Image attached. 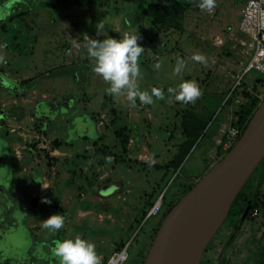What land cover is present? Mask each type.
<instances>
[{
    "label": "rangeland",
    "instance_id": "374dc122",
    "mask_svg": "<svg viewBox=\"0 0 264 264\" xmlns=\"http://www.w3.org/2000/svg\"><path fill=\"white\" fill-rule=\"evenodd\" d=\"M100 1L85 0L87 6L80 4L78 9L74 4L58 8L55 3H52L54 0L40 9L35 1L29 2V5L24 2L21 4L26 8L27 19L25 17V21L18 25L6 24L5 31H0V35H4L7 43L15 37L20 49L24 50L25 45L33 47L32 54L29 56L16 52L20 56L16 62L23 64L34 62L37 70H42L41 74H36L34 80H31L30 87L36 89L38 93H42L43 89L38 90L39 86L36 85L41 86L45 83L51 87L43 92L48 94L47 99H38L27 109V114L33 116L35 120H39V116L45 118L47 128L43 132L47 139L56 137L67 145L72 144L75 150L79 149L78 151L82 152L98 137L91 115L101 108L102 112L107 111L108 116L116 121L111 130L122 126L123 121L129 118L132 120L128 127L131 135L139 136L135 128L144 127V142H147V137L151 142L150 149H155L159 158L158 164L165 163L169 156L159 155V151L162 148H169L170 144L177 145L182 141L178 131L173 133L168 141L163 140L167 137L163 128H171L173 125L178 128V114L185 107V104L179 102H168L167 89L181 82V78L172 75L177 57L187 62L183 80L197 81L202 95L224 93V100L215 109L214 119L212 118L190 152L176 169L171 168L172 170L169 171L161 169L147 173L149 170L145 165L135 163L132 159H124L125 161L119 162L111 169L108 177L96 180L95 168L103 165L104 168L109 169L111 161H104L92 154L91 149L87 154L79 153L76 160L75 156L69 158L59 156L56 159L48 157L41 150L33 152V157H36V167H42L41 172L47 169L45 173L48 179L53 176L62 183L54 208L44 203L40 205L41 207L39 206L40 209L36 210L24 208L18 204L17 206L14 204L13 208L10 207L7 199L12 198L13 189L18 191L24 186V183H18L19 180L24 181L25 176L32 174L31 180H33L28 185L31 186L33 183V188L36 189L39 176L34 178L30 170L22 173L20 177L17 175L21 166L30 164V161L26 159L27 161L20 164L15 161L12 151L6 146L15 138V134L9 133L6 127H0V231L3 232L7 224L11 222L17 226V232L10 231L4 236L5 241L0 244L1 256L9 264H58L57 259L50 252L53 242L75 236H80L95 245L97 254L102 258V264H105L112 252L120 250L117 244H122V249L125 248L126 251L127 259L123 264H141L166 210L179 200L188 186L195 183L194 178L199 179L204 174L202 169L206 166L204 165L206 159L208 161L213 158L210 163L214 166L226 154H222L220 149L216 148L213 156L207 158L206 148L211 146L210 136L215 126L219 122L226 123L228 126L235 122L236 117L233 112L236 105L242 103L245 98L244 92L255 96L259 101L264 95L262 75L254 70L241 75L248 55L244 53V47L237 43L238 39H246L237 31V18L246 0H215V8L211 12L202 11L199 8L200 0H183L187 9L182 21L169 20L166 25L151 28L148 24H144L139 12L153 0H131L128 3L121 0H108L103 6L99 5ZM101 12L105 15L99 16ZM2 15L0 10V22L3 21ZM37 16L38 24L35 22ZM24 23L30 26V30L24 27ZM101 24L103 31L101 36H97L96 27ZM136 31L141 37L138 43L145 48L140 57L143 74V79L139 81L140 88L148 91L151 90L152 85L162 88L165 99L159 100V104L155 101L151 105L139 104L138 101L137 106L133 108L123 97H114L106 93L105 89L109 85L93 73V62L82 49L78 51L67 40L72 38L82 40L84 35L101 40L109 36L119 39L125 33ZM23 38L32 39L33 42L23 43ZM14 44H16L15 41ZM71 47L75 50V60L73 54L66 57V53L71 52ZM45 48L50 52L47 57L42 53ZM13 53L12 50L8 51L9 56ZM196 53L207 58V66L190 59ZM4 54L7 55V52L4 51ZM63 54L64 56L60 58ZM155 55L157 57L154 59ZM41 56L43 58H40ZM39 62H41L40 66ZM67 62L73 63L67 65ZM156 63H161L160 69L154 67ZM1 68L5 70V67ZM1 78H3L2 75H0ZM45 79L48 83L43 82ZM147 81L149 84L145 85ZM150 81H154L155 84H150ZM59 86H64L65 89L58 91ZM8 93H10L8 89L0 88V96ZM88 99L94 104L85 106L83 103ZM100 102L104 104L100 106ZM174 112L176 115H173ZM17 113L18 111L14 109L3 112L4 116ZM107 127H110V124ZM170 128L167 130H171ZM31 129L35 131V126L32 125ZM106 137L108 139H105V145L111 150L110 144H115L116 141L111 132L106 133ZM161 142L165 144L158 149ZM69 147L72 148V146ZM169 150L173 153V150ZM21 153L28 156L26 152ZM51 165H53L52 170ZM11 166L14 168L12 172ZM104 168L98 176L105 173ZM255 178L257 180L263 178L262 189L258 185L256 187L260 190L257 201L264 206V172L257 169L250 178L249 185H254ZM109 181L117 185L128 181L132 191L130 194L123 193L122 198L119 197V199H116V194L112 195L111 192L108 194H111L110 196L102 197V202H96V198L99 197L97 183ZM42 197L50 199L48 195ZM42 197L39 199L40 203ZM158 197L161 200L158 215L142 219L141 209L143 206L145 209L144 201L151 199L153 202ZM104 206L107 208L105 209ZM83 208H88L93 214L85 216L79 214L80 218L77 217L78 221H75L76 212ZM50 214H61L65 217L64 227L56 233H49L40 226V221ZM98 215H103L101 220ZM107 215L110 217L107 218ZM30 216H33L34 220ZM40 216L43 217L42 220H39ZM132 217L136 218L135 222H130ZM250 217L253 219L240 225L238 232L234 234L233 242L222 256L221 252L218 253L219 243L216 241L218 238L211 242L204 264H219L221 259H225V264H249L250 252L254 251L256 256L260 255L264 246V207L257 209L256 215L252 213Z\"/></svg>",
    "mask_w": 264,
    "mask_h": 264
},
{
    "label": "crops",
    "instance_id": "0c3cea01",
    "mask_svg": "<svg viewBox=\"0 0 264 264\" xmlns=\"http://www.w3.org/2000/svg\"><path fill=\"white\" fill-rule=\"evenodd\" d=\"M31 1H35L39 5V9L42 8V6L43 7L48 6L47 3L50 2V4H51V2H52V0L51 1L50 0H43V1L41 0L40 2H38L37 0H26V1L25 0H5V3L2 4V6L0 8V10H2V13H3V15H2L3 21L0 22V31L1 32L5 31L6 24H8V25H11V24L16 25L17 24L18 25L21 22L23 23V21H25V17H26V8L23 7V5L21 3L26 2V3H28L27 5H29V2H31ZM52 3H55V5H57L56 7H58V8L63 6L62 0H54V2H52ZM26 19H27V17H26ZM238 19H239V16H238L237 20ZM38 20H39V18L37 16L35 19L36 24H38V22H39ZM51 21L53 22V20H51ZM24 27L25 28L27 27L28 30H30V26H28L27 23H24ZM19 29H20V26H19ZM20 32H22V30ZM4 38H5L4 35L3 36L0 35V56H3V61L0 62V75H2V77H3L0 79V88L8 89V91H10V93H8L4 96H0V127H6L9 131V133L15 134V138L12 141L10 140L8 142V144L5 143L6 146L8 147V150L12 151V155L15 158V161L19 164L23 163L24 161H27V160L30 161V164L27 163L26 165L21 166V169L18 170L17 175H19V177H20V176H22L21 175L22 173H25V172H27V170H30L31 172H33L34 178H37L39 176L38 181L36 183V189L33 188V183L31 184V186L28 185V183H31V181L33 180V179L31 180L32 174L28 175L27 177L25 176L24 181L19 180L18 183H24V186L20 187V189L18 191H14V189H13L12 198L7 199L11 208H13L14 204H16L14 206H17V204H18L19 206H23L24 208L29 207V209H35V210L37 208L40 209V207H41L40 205L42 204V203H40V200H39L40 197L48 195L50 198L49 200L51 201V204H48V205H52L55 203V199L57 198V196L61 192V188H62L61 181L54 179L53 176L48 179V177H47L48 175H47V173H45V171H47V169H43V172H41L42 167L41 168L36 167V163H35L36 157H33V152H39V150L46 153L48 155V157H54L57 159L59 156H61V158H63V156L68 157V158L71 156L72 157L75 156V160H76L79 153H83V154L86 153L87 154L90 152L89 149H91V152L93 154V144H94L97 147H99L100 149H102L104 152H111L113 154L118 155L119 158L117 157V158H115V160H112L110 158L104 159V161H106V160L111 161V162H109L110 163L109 169L104 168L103 165H101V167L95 168V174L97 175L96 180H98V179L101 180L103 178L105 179L106 177H108V174L111 172V169H113V167H115L117 164H119V162H123V161L128 160V159H132L135 161V163H139L140 165H145L146 167H148L149 171H147V173L151 172L152 170H161V169H164L166 171L172 170L169 166L167 167V164H168V162H170L172 160L173 156L176 154V144H174V145L170 144L169 146L167 145L169 148H166V149H163L161 146V145L165 144L164 142H161L158 145V149H160V147L162 148L159 151V155L169 156V159L165 163L159 165L158 164L159 158L157 157L155 149H150L149 144L151 142L148 140L147 137H146L147 142H144V136H143L145 134V132H143L144 127L142 128L139 126V127L135 128V130L139 134V136L137 134L131 135L128 127H129V124H131L132 120L126 115L129 118V120L126 119L125 121H123L124 124L122 126L111 130L112 126L116 123V121L112 120V117L110 118L108 116L107 111H106V113L102 112L101 108H98V110L94 111V113H92V115H91L93 122H94V130L97 132L98 137L95 141H93L91 143L90 147L86 148L82 152L78 151L79 149L75 150V147L72 144L67 145V143H63L62 140H59L56 137H52L50 139H47L44 135V132H43L45 130V128H47V123L45 122L46 121L45 118L42 116H39L40 119L35 120L33 118V116L27 114V109L33 103L37 102L36 100L47 99L48 94H45L43 92H45L46 89L51 88V87L45 83L41 86H40V84L36 85V86H39L38 90L43 89L42 93H38V91L34 88L26 89L25 84H23L22 82L25 80H32L33 81L36 74H41L42 70L38 71L37 66H35L36 64L34 62H32L30 64H28V63L23 64V63L16 62V60H17V58L20 57L17 54L22 53L24 56L31 55L33 47L31 48V47H29V45H27V46L25 45L24 50H22V49H20L19 45L17 44V40L15 39V37H12L8 41V43L6 42V40ZM14 41L16 44H14ZM67 41L71 44V39L70 40L68 39ZM25 42L29 43V42H33V41H32V39L29 40V38L28 39L23 38V43H25ZM30 48H31V50H30ZM52 48L53 47H51V49ZM9 50H12L14 52L12 56L8 55ZM4 51L7 52V55L4 54ZM16 52H17V54H16ZM52 52H54V51H52ZM42 53L44 56L47 57V55H49L50 52L48 51V49L45 48V50H43ZM66 54H67L66 57H68L69 54H73V58L75 60V50H73V47H71V52L66 53ZM62 56H64V54L61 55L60 58H62ZM156 57L157 56L155 55L154 59ZM40 58H43V57L41 56ZM65 60H67V59H65ZM41 62H39V66H40ZM71 63H73V62H67L66 64L69 65ZM2 66L5 67V70L1 68ZM19 75H21V76H19ZM46 80L47 79L43 80V82H45ZM147 82L148 83H145V85L149 84V81H147ZM46 83H48V81H46ZM150 84H155V82L150 81ZM153 87H156V86L152 85L151 88H153ZM64 89H65L64 86H59V88L57 90L63 91ZM14 90H15V92H14ZM28 90H30V91H28ZM50 96H52L51 93H50ZM138 101L139 100H137V103H138ZM156 103L159 104V100L156 101ZM83 104L85 106H90L91 104H94V103H93V101L88 99V100H85V102ZM103 104H102V102L99 103L100 106H102ZM139 104H141V103H139ZM9 109H10V111H12L14 109L15 111H18V113L14 114V115L12 114V116H4L3 112L5 110H9ZM147 111H148V109H147ZM148 113H149V111H148ZM173 115H176V113L174 112ZM173 117H176V116H173ZM213 117H214V115H213ZM117 119L119 120V118H117ZM149 119L151 120L150 114H149ZM150 120H146V121L150 122ZM109 124H110V127H107V125H109ZM32 125L35 126V131L31 129ZM151 125L154 126L152 123H151ZM177 125H178V119H177ZM226 126H228V125H226V123L219 122L215 126V128L213 129L211 136H210L211 146L206 148L207 158L210 156L212 157L213 156L212 154L214 153L216 148H218L216 146V140L220 138V135H221L222 131L226 128ZM122 128L125 129V134L128 137L124 154L120 153V149L118 146L117 139L114 136V132L116 130H119ZM167 128H170V127L163 128L164 133L167 134L166 139H163L164 141L165 140L168 141L170 139V137L173 136V133H175L176 131H178V133L180 134V130H179V128L176 127V125L175 126L173 125L170 128L171 130H167ZM151 129H153V128H151ZM109 132H111L113 138L116 141L115 144L114 143H112V145L110 144L111 150L107 147V145H105V139H108L106 137V133H109ZM52 136H55V135H52ZM135 136L137 137L136 141H135ZM150 137L154 138L153 136H150ZM82 139H84V138H82ZM26 146H27V148H26ZM69 146H72V148H70ZM106 147L108 149H106ZM172 148H174V150ZM25 149H26V151H25ZM169 149L173 150V153H171ZM21 152H26L28 156L23 155ZM212 159H210V160H212ZM210 160L207 161V159H206V161H204V165H206L207 167L204 166V168L202 169L203 170L202 173H205L206 170H208L212 166V163H210L211 162ZM52 166L53 165L50 166L51 170L53 169ZM202 166H203V164H202ZM127 167H129V166H127ZM103 168L105 170V173H102L100 176H98V173L100 171H102ZM12 170H14V168L11 166V172H12ZM173 174H174V172H173ZM146 176H148V175H146ZM26 179H27V181H26ZM197 180H198L197 177L193 179L194 182H196ZM97 184H98L97 185L98 186V191H97L98 195H99L100 187H102L103 185H108V186L113 187L111 192H112V195L116 194V199H119V197L122 198L123 193L124 194H130L132 191L131 185L128 184V181H123V184L121 182L118 185L115 183H111L110 181L109 182H101L100 184L99 183H97ZM110 195H107L106 197H108ZM143 195L147 196L146 194H143ZM102 197H104V196L99 195V197L96 198V200H97L96 202H99V203L102 202ZM93 199H95V198H93ZM146 202H151V199L144 201V203H146ZM104 208L106 209L107 207L104 206ZM143 211H144V206L141 209V214ZM79 214H84V216H85V215H92L93 213L88 208H83L82 210H78L75 214V221H78V218H80ZM50 215H53V214H50ZM33 216H35L34 213H33ZM33 216H30L31 219H33L32 218ZM102 216L103 215H98L99 220L102 219ZM109 217L110 216L107 215V218H109ZM42 218L43 217L40 216L39 220H42ZM82 219H84V218H82ZM135 219H136L135 217H132V219H130V222H135ZM11 221H12V219H11ZM11 224H13V222H11ZM1 234H2V232L0 231V235ZM117 245H119L120 248L123 247L122 244H117ZM0 264H9V262L7 260L2 258L1 251H0Z\"/></svg>",
    "mask_w": 264,
    "mask_h": 264
},
{
    "label": "water",
    "instance_id": "95a60500",
    "mask_svg": "<svg viewBox=\"0 0 264 264\" xmlns=\"http://www.w3.org/2000/svg\"><path fill=\"white\" fill-rule=\"evenodd\" d=\"M4 3L0 0V8ZM263 158L264 95L235 144L162 218L142 264H199L231 203ZM112 189L103 185L99 195L107 196ZM16 227L7 224L0 244L10 231L17 232Z\"/></svg>",
    "mask_w": 264,
    "mask_h": 264
},
{
    "label": "clouds",
    "instance_id": "9594fccd",
    "mask_svg": "<svg viewBox=\"0 0 264 264\" xmlns=\"http://www.w3.org/2000/svg\"><path fill=\"white\" fill-rule=\"evenodd\" d=\"M198 6L202 11L211 12L215 8V0H200ZM102 31V24L96 27L97 36H101ZM140 39L137 31L125 33L119 39L109 36L101 40L87 35H84L82 40L71 39L72 46L78 51L82 49L93 62V73L109 85L105 89L106 93L114 97H123L133 108L137 106V100L141 104L151 105L157 100L165 99L162 88L153 87L150 91L140 88L139 81L143 79L140 57L145 50L138 43ZM190 59L204 66L208 63L207 58L199 53L193 54ZM2 61L3 56H0V62ZM161 66V63L154 65L156 69H160ZM186 66V60L177 57L172 75L181 78V82L167 89L169 103L194 104L202 95L197 81L182 79ZM41 203L51 204V201L42 197ZM64 224L65 217L61 214H53L40 221L41 228L49 233L58 232ZM50 252L58 264H102V258L97 254L95 245L80 236L55 240Z\"/></svg>",
    "mask_w": 264,
    "mask_h": 264
},
{
    "label": "trees",
    "instance_id": "16d2710c",
    "mask_svg": "<svg viewBox=\"0 0 264 264\" xmlns=\"http://www.w3.org/2000/svg\"><path fill=\"white\" fill-rule=\"evenodd\" d=\"M121 1L124 3H128L131 0ZM107 2L108 0H101L99 5H106ZM62 3L63 5L74 4V6L78 9L80 7V4H85V0H62ZM186 9V3H184L183 0H153V2H149L144 8L140 10L139 16L143 18L142 20L144 21V24H148L151 28L157 25H166L169 20L176 22L182 21ZM98 15L104 16L105 13L101 12ZM30 82L31 80H25L22 83L25 84L26 89H30ZM243 96L245 98L243 99L242 103L237 104L236 109L233 112L236 117V120L232 125H236L239 128V137L260 102L258 98H256L255 96H251L246 92H244ZM223 100L224 93L218 95L206 93L201 95V97L194 104H185V107L178 114V128L182 136V141L176 145V154L173 156L172 160L168 162L167 167L169 166L172 169H176L178 167L180 162L186 157V155L190 152L195 143L198 141L201 134L203 133L207 125L210 123L214 115L215 109L222 104ZM114 136L117 139L120 153L124 154L128 140V137L125 134V129L122 128L116 130L114 132ZM93 154H95L99 158H102L103 160L105 158L115 160V158L118 157V155L113 154L111 152H104L102 149H100L94 144ZM257 169H260L264 172V158L256 167V169L252 172L251 176L257 171ZM191 186H188L182 196L191 188ZM152 203L153 202L145 203V209L141 214L142 219H144L146 211ZM174 204H172L166 210L165 213H167L174 206ZM54 206V204L50 205V207L53 208Z\"/></svg>",
    "mask_w": 264,
    "mask_h": 264
},
{
    "label": "built area",
    "instance_id": "2783aa9c",
    "mask_svg": "<svg viewBox=\"0 0 264 264\" xmlns=\"http://www.w3.org/2000/svg\"><path fill=\"white\" fill-rule=\"evenodd\" d=\"M237 31L246 37L238 39V44L244 47L248 60L241 75L250 70L258 72L264 78V0H246L242 5L237 23ZM229 95V94H228ZM240 130L236 125L223 130L216 146L222 154L227 153L238 140ZM161 206L160 197L155 199L146 211L144 219L158 215ZM127 259L125 248L112 252L105 264H123Z\"/></svg>",
    "mask_w": 264,
    "mask_h": 264
},
{
    "label": "flooded vegetation",
    "instance_id": "af4514ba",
    "mask_svg": "<svg viewBox=\"0 0 264 264\" xmlns=\"http://www.w3.org/2000/svg\"><path fill=\"white\" fill-rule=\"evenodd\" d=\"M254 175V174H253ZM252 177V176H251ZM250 177V178H251ZM250 178L246 181V183L242 186L240 191L238 192L237 196L235 197L234 201L231 203L227 215L223 220L222 224L219 226L218 230L204 249L199 264H204L206 260V255L208 253V248L212 241L217 239L216 241L219 243L218 253L221 252L224 254L226 248L231 245L233 242L234 234L238 232V229L241 224L249 219H253L250 215H256L257 209L263 208V204L257 201L258 195L260 190L257 189V185L260 186L262 189L263 186V178L256 179L254 185L250 183ZM254 179V180H255ZM249 185V186H248ZM263 202V201H262ZM250 263L249 264H264V246L263 251L260 253L259 256H256L255 252H250ZM252 261V263H251ZM225 259H221L219 264H225Z\"/></svg>",
    "mask_w": 264,
    "mask_h": 264
}]
</instances>
